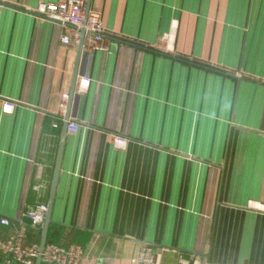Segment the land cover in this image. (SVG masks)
Returning <instances> with one entry per match:
<instances>
[{"label": "crops", "instance_id": "0c3cea01", "mask_svg": "<svg viewBox=\"0 0 264 264\" xmlns=\"http://www.w3.org/2000/svg\"><path fill=\"white\" fill-rule=\"evenodd\" d=\"M60 1L0 5V97L16 103L0 106V237L24 224L40 245L24 213L41 177L49 201L79 68L51 242L88 264L146 246L159 264H264V0H87L105 35L92 49L85 33L81 58L82 30L63 43L30 10Z\"/></svg>", "mask_w": 264, "mask_h": 264}, {"label": "built area", "instance_id": "2783aa9c", "mask_svg": "<svg viewBox=\"0 0 264 264\" xmlns=\"http://www.w3.org/2000/svg\"><path fill=\"white\" fill-rule=\"evenodd\" d=\"M2 0H0V5ZM87 0H65L60 2H41L39 5L30 9L32 13L42 19L57 23L63 30L61 40L63 43L70 44L74 38L79 40L80 31L85 30L91 40L92 49H100L105 35L102 21V13L97 9L87 11ZM169 35L164 36L163 40L168 41ZM91 80L83 77L78 85V91H84L89 86ZM66 100L62 103V110L65 109ZM0 106L3 111L12 113L16 107L15 101L0 97ZM56 127L57 125L54 124ZM79 124L75 121L68 123V131L76 132ZM117 147H125L128 139L115 137L113 139ZM33 190L36 194V202L27 209L24 217L30 220L31 225L41 230L48 212V203L45 201L49 190V181L40 178L34 185ZM4 225H11L7 218L1 219ZM26 225L21 224L8 238L0 237V256L2 264H36L37 258L41 255L42 262L45 264H88L84 251L80 245L70 244L61 245L54 242H47L42 253L38 243L27 242ZM160 254L154 253L150 246L144 247L137 257L133 259V264H159ZM196 264V263H195Z\"/></svg>", "mask_w": 264, "mask_h": 264}, {"label": "water", "instance_id": "95a60500", "mask_svg": "<svg viewBox=\"0 0 264 264\" xmlns=\"http://www.w3.org/2000/svg\"><path fill=\"white\" fill-rule=\"evenodd\" d=\"M89 10H90V6L88 5L87 11H89ZM85 33L86 32L83 29L82 30V37H81V41H80V46H79V51H78V54H79L78 56L80 58L82 56V51H83V47H84ZM88 57H89V53H85L84 60H86ZM79 74L83 75L84 69L80 70L79 68H77L75 70V73H74L72 88L70 91L69 101H68V110H67V114L65 117L64 127H63V137H62V140L60 143L57 164H56V168H55V172H54V176H53V181H52V185H51L50 198L48 201V212H47V216H46L44 225L42 227V237H41V241H40V252L41 253H42V251H43V249L47 243V240H48V233H49V229H50V225H51V211H52V207H53V201H54V197H55V191H56V186H57V181H58V176H59L61 157H62V152H63V145H64V140H65V135H66L67 130H68V123L70 121L71 103H72L74 95H75L76 84H77V79H78ZM36 264H42L41 255L37 258Z\"/></svg>", "mask_w": 264, "mask_h": 264}, {"label": "trees", "instance_id": "16d2710c", "mask_svg": "<svg viewBox=\"0 0 264 264\" xmlns=\"http://www.w3.org/2000/svg\"><path fill=\"white\" fill-rule=\"evenodd\" d=\"M52 240L50 238H48V242H51Z\"/></svg>", "mask_w": 264, "mask_h": 264}]
</instances>
